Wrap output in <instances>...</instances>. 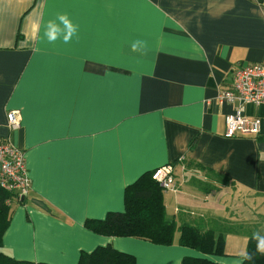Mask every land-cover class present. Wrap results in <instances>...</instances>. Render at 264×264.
<instances>
[{
  "label": "crops",
  "instance_id": "1",
  "mask_svg": "<svg viewBox=\"0 0 264 264\" xmlns=\"http://www.w3.org/2000/svg\"><path fill=\"white\" fill-rule=\"evenodd\" d=\"M60 14L78 33L49 43L46 24ZM261 62L264 0H0V142L25 152L32 180L12 204L3 251L47 264H78L108 244L137 264L202 256L179 235L161 245L101 235L85 221L124 211L127 186L169 163L178 190L163 191L179 224L218 231L214 223L227 218L216 200L222 184L264 196V103L244 106L261 118L260 134L229 138L226 116L236 106L219 99L233 70ZM12 109L21 112L14 130ZM242 218L224 228L237 232L224 233L226 245L243 233L231 224ZM246 251L206 256L241 264Z\"/></svg>",
  "mask_w": 264,
  "mask_h": 264
},
{
  "label": "trees",
  "instance_id": "2",
  "mask_svg": "<svg viewBox=\"0 0 264 264\" xmlns=\"http://www.w3.org/2000/svg\"><path fill=\"white\" fill-rule=\"evenodd\" d=\"M10 196L11 193L0 186V264H47L19 260L3 251V236L12 214V205L6 203ZM85 226L101 235L136 237L161 245L173 244L178 234L180 245L203 253L202 256L185 257L182 264H223L206 255L226 254L224 233L228 230L225 227H219L217 231L214 226L205 228L202 223L179 224L169 218L163 188L152 179V171L142 174L127 186L124 211L110 212L101 219L88 218ZM257 243L253 236L249 237L246 255L252 259L243 260L242 264H264V252L257 250ZM78 264H137V260L133 254L108 244L83 252Z\"/></svg>",
  "mask_w": 264,
  "mask_h": 264
},
{
  "label": "built area",
  "instance_id": "3",
  "mask_svg": "<svg viewBox=\"0 0 264 264\" xmlns=\"http://www.w3.org/2000/svg\"><path fill=\"white\" fill-rule=\"evenodd\" d=\"M228 88L221 90L219 99L236 106L226 116V137L258 135L262 130L261 118H252L245 113V104L264 103V62L248 63L233 70ZM9 127L14 130L21 125V112L12 109L7 112ZM176 166L169 163L152 171V178L165 191H177ZM31 177L26 163L25 152L10 141L0 142V186L11 196L7 205L22 200L31 190Z\"/></svg>",
  "mask_w": 264,
  "mask_h": 264
},
{
  "label": "rangeland",
  "instance_id": "4",
  "mask_svg": "<svg viewBox=\"0 0 264 264\" xmlns=\"http://www.w3.org/2000/svg\"><path fill=\"white\" fill-rule=\"evenodd\" d=\"M222 186V190L218 188V194L222 192L223 198H219L216 200H218V204H220L221 200H223V205L225 207L223 211H220L218 213L227 218H223L225 224H221V219L216 224L214 223V225H219L220 228L227 227V224H229L230 221L236 220L240 222V218L243 217L241 220H245V222L242 221L241 223H238L235 221V223H231L233 224V226H237L243 233H239L237 236H234L233 239L232 236H229L228 241L232 243L230 244L228 242L229 245H226L225 253L227 254V252L236 253L237 251H246V236H254V234L256 233H258L260 236H264V196L258 194L253 195L252 193L239 190L231 184H222ZM226 191L229 192L226 193ZM174 203H176L181 208L185 207L186 210L191 211L192 209H194L197 212H201L200 208H196L195 206L189 205L187 203H181L179 200L174 201ZM170 205H168L167 207L169 216L171 215V211H174L175 207L173 203H171ZM231 233L233 235L237 234V232Z\"/></svg>",
  "mask_w": 264,
  "mask_h": 264
},
{
  "label": "clouds",
  "instance_id": "5",
  "mask_svg": "<svg viewBox=\"0 0 264 264\" xmlns=\"http://www.w3.org/2000/svg\"><path fill=\"white\" fill-rule=\"evenodd\" d=\"M57 20L59 21V24H57L53 20H49L47 22L43 36L47 38L49 43L55 42L61 36L63 37V41L65 43H68L74 36L77 35L78 25L73 24L66 14H60L57 17ZM142 45H143L142 41H136L132 43L131 45L132 51L134 52L139 51ZM253 238L258 241L257 250L260 252H264V236H260L258 233H256L254 234ZM251 259L252 257L250 255H245L243 257V260H251Z\"/></svg>",
  "mask_w": 264,
  "mask_h": 264
},
{
  "label": "water",
  "instance_id": "6",
  "mask_svg": "<svg viewBox=\"0 0 264 264\" xmlns=\"http://www.w3.org/2000/svg\"><path fill=\"white\" fill-rule=\"evenodd\" d=\"M25 197L23 196V198L22 199H24Z\"/></svg>",
  "mask_w": 264,
  "mask_h": 264
}]
</instances>
